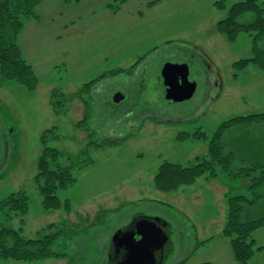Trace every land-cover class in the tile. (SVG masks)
Masks as SVG:
<instances>
[{
  "label": "rangeland",
  "instance_id": "rangeland-1",
  "mask_svg": "<svg viewBox=\"0 0 264 264\" xmlns=\"http://www.w3.org/2000/svg\"><path fill=\"white\" fill-rule=\"evenodd\" d=\"M118 1L66 5L43 0L37 9L40 21L29 22L19 36L39 87L31 92L0 80V199L20 190L31 197L24 226L18 217L7 226L24 227L30 238L52 223L64 228L54 250L67 259L39 264H111L112 237L141 213L160 217L174 229V250L166 264L183 258L185 264H239L222 233L226 193L252 198L249 181H231L219 167L215 179L203 177L193 186L162 193L154 179L165 161L188 166L206 156L208 143L196 135L212 137L233 117L264 112V73L249 66L238 76L234 69L235 62L253 57L251 37L241 34L232 43L217 31L229 7L241 0H225L224 11L216 6L221 0H128L117 13L106 8ZM192 56L201 62L189 73L196 93L170 104L161 71L168 63L189 67ZM206 76L212 80L210 96ZM55 89L67 97L65 112H54ZM118 93L130 102L115 103ZM108 101L122 112L109 116ZM129 112L133 118L126 116ZM53 128L47 145L66 159L79 162L82 149L97 143L90 145L89 166L76 170L74 185L59 192L72 204L69 213L44 214L34 183L44 149L41 138ZM223 139L241 165L264 159L263 124L233 127ZM258 195L260 206L252 218L264 215V186ZM0 217V223L6 221L5 213ZM254 238L264 244V228ZM202 241L208 242L198 247ZM259 255L248 264H264Z\"/></svg>",
  "mask_w": 264,
  "mask_h": 264
},
{
  "label": "trees",
  "instance_id": "trees-1",
  "mask_svg": "<svg viewBox=\"0 0 264 264\" xmlns=\"http://www.w3.org/2000/svg\"><path fill=\"white\" fill-rule=\"evenodd\" d=\"M84 1L86 0H62L66 5ZM127 1L110 2L106 8L117 13ZM42 2L43 0H0V80L2 83L7 80L23 84L31 92L38 89L39 79L34 67L24 56L19 45V36L29 22L40 21L41 15L37 9ZM216 6L220 11H224L227 9V1L221 0L216 3ZM217 31L232 43L241 34L251 37L253 57L235 62L234 69L238 71L236 75L239 76V73L249 66H255L264 73V0H241L234 3L229 7L227 16L218 22ZM104 77L105 75L99 79ZM51 99L55 113L59 110L65 112L68 102L61 90L55 89ZM111 109L113 107L108 108L109 116H114L115 113L112 114ZM259 124L264 125V112L233 117L224 122L212 137L204 132L200 136L196 135L198 140L208 143L206 156L197 157L188 166L165 161L154 179L155 188L162 193L176 192L182 187L193 186L203 177L215 179L218 177L219 167L224 169L231 181L247 179L249 181L247 190L252 198L226 193L228 213L222 231L223 235L230 240L235 259L239 264H248L258 254L264 255V244L259 245L254 238L255 233L264 228V215L257 218L248 217L249 211L255 212L260 206L258 191L264 186V159L257 163L245 165L242 161L243 165L239 164L237 154L227 152V145L223 138L224 134L233 127ZM84 126V121L79 124L80 128ZM55 129L47 130L41 138L44 149L37 161V174L34 180L42 200L44 214H52L61 209L67 213L71 211V202L62 200L59 192L74 185L77 179L76 170H81L92 162L90 145L97 146V143L90 141L80 152L79 162L66 159L59 151L47 145L49 138L47 135ZM169 207L173 206L169 205ZM30 210L31 197L25 190L0 199V212L5 213L6 217V221L0 223V263L39 264L49 260L67 259L66 253L54 250L56 240L64 231V228L56 223L39 230L34 238L25 235L24 227L7 226V223L12 222L15 217L20 218V223L24 226ZM206 242L208 241L200 242L198 247ZM186 261V258H183L177 264H185Z\"/></svg>",
  "mask_w": 264,
  "mask_h": 264
},
{
  "label": "water",
  "instance_id": "water-1",
  "mask_svg": "<svg viewBox=\"0 0 264 264\" xmlns=\"http://www.w3.org/2000/svg\"><path fill=\"white\" fill-rule=\"evenodd\" d=\"M187 65L168 63L162 70L165 97L170 104L191 100L196 84L189 80ZM119 101V100H117ZM174 229L160 217L141 213L111 239V264H166L174 250Z\"/></svg>",
  "mask_w": 264,
  "mask_h": 264
},
{
  "label": "flooded vegetation",
  "instance_id": "flooded-vegetation-1",
  "mask_svg": "<svg viewBox=\"0 0 264 264\" xmlns=\"http://www.w3.org/2000/svg\"><path fill=\"white\" fill-rule=\"evenodd\" d=\"M186 55V54H185ZM187 56V55H186ZM199 59L200 58H198V56L197 57H195V56H192V59H190V61H191V63H190V65H189V69H190V67H196L197 65H198V62L201 64V62L199 61ZM198 61V62H197ZM188 62V61H187ZM189 63V62H188ZM174 64H180V65H185L186 64V62L185 63H174ZM161 73H162V71H161ZM190 76V75H189ZM189 80H190V77H189ZM191 81V80H190ZM192 82V81H191ZM206 82H207V86H208V88H209V91H208V95L210 96L211 94L209 93L210 91H212V80H211V78L210 77H207L206 76ZM214 86H218V83L217 82H215L214 83ZM117 100H119V101H117ZM124 100H126V103H129L130 102V97H128V96H126L125 94H122V93H118L117 95H116V97H114V101H115V103L116 102H118V103H120V102H123ZM111 105V104H110ZM122 108H115V107H113V109H111L110 111H111V113L112 114H117V113H119V112H122ZM125 110H126V108H125ZM124 110V111H125ZM131 112H129V114H130ZM128 114H126V116H127ZM132 115L130 114L129 115V117H131ZM132 118H133V116H132Z\"/></svg>",
  "mask_w": 264,
  "mask_h": 264
},
{
  "label": "crops",
  "instance_id": "crops-1",
  "mask_svg": "<svg viewBox=\"0 0 264 264\" xmlns=\"http://www.w3.org/2000/svg\"><path fill=\"white\" fill-rule=\"evenodd\" d=\"M224 188H225V187L221 188V191H225ZM253 213H254V211H249V212H248V217H249V218H252L251 215H252ZM256 235H257V234H256ZM259 256L262 257V258L264 259V255H263V254H260ZM11 264H15V263H11Z\"/></svg>",
  "mask_w": 264,
  "mask_h": 264
}]
</instances>
